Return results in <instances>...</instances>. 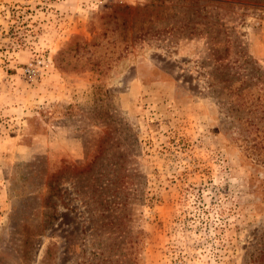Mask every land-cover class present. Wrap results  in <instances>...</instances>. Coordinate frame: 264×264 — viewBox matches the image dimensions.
<instances>
[{
	"label": "rangeland",
	"instance_id": "rangeland-1",
	"mask_svg": "<svg viewBox=\"0 0 264 264\" xmlns=\"http://www.w3.org/2000/svg\"><path fill=\"white\" fill-rule=\"evenodd\" d=\"M0 264H264V0H0Z\"/></svg>",
	"mask_w": 264,
	"mask_h": 264
}]
</instances>
